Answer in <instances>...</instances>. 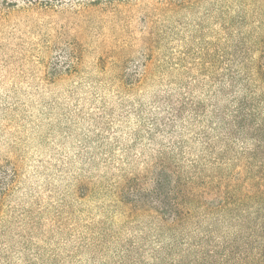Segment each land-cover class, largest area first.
Returning <instances> with one entry per match:
<instances>
[{
  "label": "rangeland",
  "instance_id": "374dc122",
  "mask_svg": "<svg viewBox=\"0 0 264 264\" xmlns=\"http://www.w3.org/2000/svg\"><path fill=\"white\" fill-rule=\"evenodd\" d=\"M262 55L264 0H0V264L257 259L254 215L166 224L117 192L264 162Z\"/></svg>",
  "mask_w": 264,
  "mask_h": 264
},
{
  "label": "trees",
  "instance_id": "16d2710c",
  "mask_svg": "<svg viewBox=\"0 0 264 264\" xmlns=\"http://www.w3.org/2000/svg\"><path fill=\"white\" fill-rule=\"evenodd\" d=\"M256 74L259 78L264 77L263 55L259 57ZM216 139H219L221 145L218 148H215ZM210 141L212 155L227 154L228 147L221 134L213 136ZM200 165L197 176L204 181L202 186L207 187L197 192L191 189L189 176L177 172L171 163L164 160L159 162L155 170L150 171V185L147 188L135 190L127 180L117 192L118 201L125 207L154 213L166 224H175L188 218L190 207H199L211 212L235 211L247 217L254 215L259 226L264 225V162H237L229 164L231 170L225 168V162L208 161ZM3 180L4 178L0 180L1 188L5 186ZM250 205H254L255 210L249 213L247 209ZM249 235L264 243V227L255 229ZM262 252L257 259L246 256L244 264H264V251Z\"/></svg>",
  "mask_w": 264,
  "mask_h": 264
}]
</instances>
